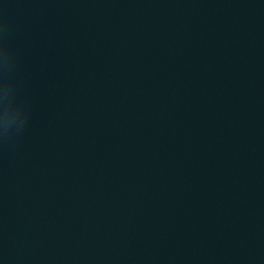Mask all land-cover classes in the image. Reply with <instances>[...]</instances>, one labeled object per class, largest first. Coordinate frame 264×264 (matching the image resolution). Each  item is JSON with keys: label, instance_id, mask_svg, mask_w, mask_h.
I'll use <instances>...</instances> for the list:
<instances>
[{"label": "water", "instance_id": "1", "mask_svg": "<svg viewBox=\"0 0 264 264\" xmlns=\"http://www.w3.org/2000/svg\"><path fill=\"white\" fill-rule=\"evenodd\" d=\"M0 264H264V0H0Z\"/></svg>", "mask_w": 264, "mask_h": 264}]
</instances>
